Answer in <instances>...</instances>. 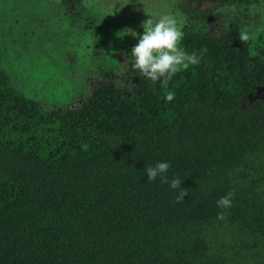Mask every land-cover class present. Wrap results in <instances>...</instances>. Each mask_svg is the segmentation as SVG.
<instances>
[{
    "label": "trees",
    "instance_id": "16d2710c",
    "mask_svg": "<svg viewBox=\"0 0 264 264\" xmlns=\"http://www.w3.org/2000/svg\"><path fill=\"white\" fill-rule=\"evenodd\" d=\"M36 1L0 0V13ZM177 2L178 46L207 52L167 89L131 57L73 106L45 111L15 88L0 52V264H264V100L253 101L264 39H239L264 0ZM86 5L59 7L71 26H114ZM157 162L181 179L183 202L179 188L148 181ZM230 191L232 207L219 208Z\"/></svg>",
    "mask_w": 264,
    "mask_h": 264
},
{
    "label": "rangeland",
    "instance_id": "374dc122",
    "mask_svg": "<svg viewBox=\"0 0 264 264\" xmlns=\"http://www.w3.org/2000/svg\"><path fill=\"white\" fill-rule=\"evenodd\" d=\"M88 6L98 7L102 15L114 3L126 4L115 15L105 18L114 26L104 25L91 31L84 23L71 26L60 0H37L41 9L19 7L0 13V52L3 66L11 75L15 88L45 111L73 106L87 96L98 76L118 72L130 59L139 35H124L126 29L139 34L142 24L152 16L173 13L178 0H84ZM128 3V4H127ZM24 5L29 3L23 1ZM148 14H147V13ZM175 13V12H174ZM173 13V14H174ZM236 13L232 9L230 19ZM260 23L247 27L254 34L251 47L264 39V6L252 11ZM121 36L129 37L128 45H120ZM92 54L96 57L92 61ZM264 100V88L253 101Z\"/></svg>",
    "mask_w": 264,
    "mask_h": 264
},
{
    "label": "clouds",
    "instance_id": "9594fccd",
    "mask_svg": "<svg viewBox=\"0 0 264 264\" xmlns=\"http://www.w3.org/2000/svg\"><path fill=\"white\" fill-rule=\"evenodd\" d=\"M117 4L120 5V8L126 5H121L118 2L114 3L106 9L104 17L115 15L120 10V8L116 7ZM148 16L149 18L142 24V34H138L130 28L123 32L124 35H139V42L131 50V67L142 78H147L154 84L160 82L161 87L167 89L173 76L180 71L188 70L190 66L198 65L201 57L206 54L207 49H201L199 55L195 52L187 54L178 46L184 36L183 27L186 23L183 14L179 11L174 14L168 13L159 16L148 14ZM239 39L246 43L254 39V34L247 29H242ZM164 99L167 102H172L175 99V93L167 91ZM169 168L170 163L157 162L155 166H146L145 172L147 173L148 181H155L159 177L162 184H168L172 189L179 188L180 191L176 197V202L181 203L184 201V197L188 195V191L181 187L182 181L180 178L173 177L169 180L166 175ZM233 197L234 192L230 191L220 197L217 201V206L225 210L231 208ZM226 218L225 212H220L217 215L219 220H225Z\"/></svg>",
    "mask_w": 264,
    "mask_h": 264
}]
</instances>
